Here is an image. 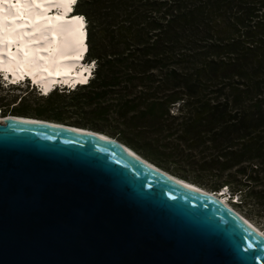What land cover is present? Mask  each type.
<instances>
[{
    "label": "trees",
    "instance_id": "16d2710c",
    "mask_svg": "<svg viewBox=\"0 0 264 264\" xmlns=\"http://www.w3.org/2000/svg\"><path fill=\"white\" fill-rule=\"evenodd\" d=\"M74 13L93 76L39 98H69L90 122L10 114L107 135L264 221V0H77Z\"/></svg>",
    "mask_w": 264,
    "mask_h": 264
},
{
    "label": "water",
    "instance_id": "95a60500",
    "mask_svg": "<svg viewBox=\"0 0 264 264\" xmlns=\"http://www.w3.org/2000/svg\"><path fill=\"white\" fill-rule=\"evenodd\" d=\"M6 119L0 264H264V238L208 195L97 133Z\"/></svg>",
    "mask_w": 264,
    "mask_h": 264
},
{
    "label": "bare ground",
    "instance_id": "6f19581e",
    "mask_svg": "<svg viewBox=\"0 0 264 264\" xmlns=\"http://www.w3.org/2000/svg\"><path fill=\"white\" fill-rule=\"evenodd\" d=\"M75 1L15 0L16 3H14L13 0H3V4L0 5V70L11 73L14 80L19 79L20 76L22 78H24V75L30 76L34 84L42 87L44 96H48L52 90L51 86L57 83L56 76L61 77L59 84H72L74 86L77 83H85L91 72L86 68L79 71L75 65L78 60L82 59L86 51V48H84L86 44V22L83 16L80 15H73L72 20L65 18ZM54 9L56 12L52 16L49 13ZM12 48H15L14 51L11 50ZM6 120L39 121L70 128L68 125L23 117H9ZM75 128L80 129V127H74L73 129ZM82 129L84 130V128ZM85 130L101 135L102 139L122 148L150 170L183 186L202 192L231 210V212H235L229 206L223 193L208 192L192 183L167 174L119 141L92 130ZM236 215L264 238V233L258 228L238 213Z\"/></svg>",
    "mask_w": 264,
    "mask_h": 264
},
{
    "label": "rangeland",
    "instance_id": "374dc122",
    "mask_svg": "<svg viewBox=\"0 0 264 264\" xmlns=\"http://www.w3.org/2000/svg\"><path fill=\"white\" fill-rule=\"evenodd\" d=\"M87 29L88 28L86 27V31ZM86 69H88L89 72H94V64L93 63L88 64ZM91 76H93V74ZM39 95L40 94L36 90L35 91L32 90L27 85H24L22 87L7 88L6 86H3L2 82L0 81V110H1L0 111V122L4 123L5 121L3 119L5 118L16 117L10 114V111H12V109H14L15 107L21 104L23 105V109H22L23 111L27 112L31 116H35V113H37L36 111L44 107L42 103L43 100H40ZM21 98H22V101L20 100ZM41 110L45 113V118H57L60 116L68 124H75V123L87 124L90 122V119H91L87 115V111H81V110L75 109V104L72 103V100H70L69 98H65L63 101L54 102L52 105L45 107ZM23 118H26V117H23ZM30 119H36V118H30ZM41 121H45V120H41ZM47 122H51V121H47ZM52 123H55V122H52ZM63 125H66V124H63ZM229 203L230 202L228 201V204ZM232 207L231 208L235 210L236 213H238L244 219H246L251 224H253L256 228H258L262 233H264V221L263 220H258L250 216H247L243 212L242 208H236L233 205Z\"/></svg>",
    "mask_w": 264,
    "mask_h": 264
},
{
    "label": "built area",
    "instance_id": "2783aa9c",
    "mask_svg": "<svg viewBox=\"0 0 264 264\" xmlns=\"http://www.w3.org/2000/svg\"><path fill=\"white\" fill-rule=\"evenodd\" d=\"M237 199H238V198H237V197H235V200H236V202H238V201H237Z\"/></svg>",
    "mask_w": 264,
    "mask_h": 264
},
{
    "label": "flooded vegetation",
    "instance_id": "af4514ba",
    "mask_svg": "<svg viewBox=\"0 0 264 264\" xmlns=\"http://www.w3.org/2000/svg\"><path fill=\"white\" fill-rule=\"evenodd\" d=\"M13 115V114H12ZM14 116V115H13ZM22 117H27V116H22ZM232 201V200H231ZM231 203V202H230Z\"/></svg>",
    "mask_w": 264,
    "mask_h": 264
},
{
    "label": "clouds",
    "instance_id": "9594fccd",
    "mask_svg": "<svg viewBox=\"0 0 264 264\" xmlns=\"http://www.w3.org/2000/svg\"><path fill=\"white\" fill-rule=\"evenodd\" d=\"M85 20V19H84ZM86 22V21H85ZM87 25V24H86ZM87 27V26H86Z\"/></svg>",
    "mask_w": 264,
    "mask_h": 264
}]
</instances>
